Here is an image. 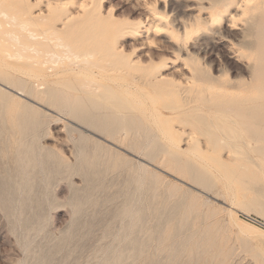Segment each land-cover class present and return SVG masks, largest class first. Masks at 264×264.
Wrapping results in <instances>:
<instances>
[{
  "label": "rangeland",
  "instance_id": "obj_1",
  "mask_svg": "<svg viewBox=\"0 0 264 264\" xmlns=\"http://www.w3.org/2000/svg\"><path fill=\"white\" fill-rule=\"evenodd\" d=\"M46 2L38 0L36 8ZM161 3L169 30L148 25L151 6L144 1L95 0L104 19L133 27L108 36L124 57L190 86L198 65L215 79L213 88L199 82L174 97L166 84L143 85L140 71H110L106 62L113 58L99 34L94 61L108 70L70 65L59 46L39 55L8 47L32 58L8 59L0 74V264H264V155L257 144L227 137L232 132L219 114L217 86L225 75L250 80L257 51L242 45L254 36L242 23L233 31L202 26L186 36L184 26L209 18L210 1ZM27 63L52 71L35 75ZM84 85L92 86L88 94L73 92ZM67 95L95 102L87 109L70 103L71 109ZM244 96L253 98L255 91ZM155 113L177 132L181 149L197 140L224 166L192 153L181 155L179 164L189 159L192 172L168 165L170 141ZM209 134L224 138V148L213 150ZM200 166L211 171L204 174ZM186 205L196 208L187 219ZM209 222L216 224V242L201 248ZM222 237L223 257L217 245Z\"/></svg>",
  "mask_w": 264,
  "mask_h": 264
},
{
  "label": "bare ground",
  "instance_id": "obj_2",
  "mask_svg": "<svg viewBox=\"0 0 264 264\" xmlns=\"http://www.w3.org/2000/svg\"><path fill=\"white\" fill-rule=\"evenodd\" d=\"M32 1L33 0H0V74L2 73L1 70L3 71V69L6 66H8V62H6L8 61V59L12 60L14 58L16 60H22L24 57H26L27 59L32 58V56H25L21 52L9 51L8 47L10 45L18 46L19 49L21 50H32L36 55L42 53H48V49H50L51 47L59 46L62 49H64V54L67 56L68 59H70L69 62L70 65L76 63L77 66L80 67L81 66L98 67L103 70H108L106 66L100 65L94 61L96 57V52L94 51L95 49L94 47L97 48L96 46L97 41L95 40V38L99 34L100 37H103L102 42L101 41L100 42L105 46L104 48L106 49L105 51L106 55L113 58L112 61L106 62L108 63V66H110V71H117V72L118 71L131 72L134 70L140 71L143 75V82H144L143 85L157 87L160 84H166L171 88V90H169L170 91L169 95L174 97L176 96L181 97L183 93L188 94L190 92V89H192L193 87L192 85H195L197 83L199 84V82L207 84V87L205 88H209V89L213 88L212 86L215 79L210 77L209 74L203 71L198 65H195L192 68V74L191 76L189 75L190 76L189 78L192 80V83L190 82L192 86L191 87L190 85H188L189 84L188 81H187L188 84L184 85L183 83H177L174 80H167L165 79V76L161 77L162 74L158 75L157 72L155 73L152 67L143 66L139 63L133 62L134 59L130 60L129 58L124 57L122 53L117 51V47L112 45L113 41L111 40L109 41L110 38L108 39V36H110V34L117 35L118 33H123V32L125 33L128 31L130 32L132 31L133 27L116 23L112 19H109L108 21L104 19L100 11L98 10L99 6L97 8L95 5V0H83V1L82 0H47L46 4H44L45 5L44 9L36 8V6L38 5V0H35V2ZM141 1H144L146 2V5L148 4L151 6L148 11L152 17V20L151 22H149L150 24L148 25H150V27L159 30H169L170 28L168 27V22L165 20L166 18H168L166 16L168 14H166L165 10L162 11L161 9L162 0H141ZM208 1H210L209 9L211 10V13L208 14L209 18L205 21L204 19L197 17L194 23L190 27L184 26L185 33L184 32L183 33L186 36H188L193 32L196 34V31L201 29L202 26H206V28H218V30L220 31H223V29L224 30L228 29L233 31V29L237 28V26L242 23L247 26L248 33L254 36V39L244 41L245 43H243L242 45L243 48H248L253 51L255 50L257 51V56L254 58V63L251 66L250 80L247 82L233 81L228 75L223 76L222 80L217 85L218 90L220 92V103L218 107L220 112L219 114H221L220 116L222 117L223 126L227 129H230V131L232 132V133H228L227 137L232 138L237 142L245 141L247 144H252V143L257 144L258 145L257 153L259 155H264V0H208ZM173 25L176 24L174 23ZM187 28L188 31H186ZM100 29L102 31H100ZM26 67H28V69H30L35 75L41 74L43 76H47L48 75L47 72H49V70L52 71V68L50 67L43 68L40 66L39 68L37 67V65L28 64V63L26 64ZM66 72H74V70L68 69L66 70ZM77 74H83V72H79ZM89 83L93 84V82L90 81ZM10 85H12V83ZM97 86H98L96 87L97 89L102 88L103 90H106L108 92L110 90V87L107 85L105 86L97 85ZM91 87H92L91 85H84L83 88L81 87L80 89H76V91L73 92L83 91L82 94L83 93L88 94L89 90H91ZM3 90L1 92H3ZM248 90L255 91V97L247 98L246 96H244L245 92ZM124 92L128 96L130 95L133 96V93H131L129 87H124ZM65 98L66 99H64V103L66 105H69L71 109H73L72 108L73 106H71L70 103H72L73 105L75 104L76 106H80V104L85 103L83 104V106L86 107L88 105L87 104L88 102L90 104L95 102L92 100H86L85 98H82L80 96L74 97L73 100L72 98L69 97V95L65 96ZM85 109H87V107ZM71 114L73 115V112H71ZM154 115L157 118H162L163 120L162 123L165 126V133L170 141L169 146L171 150H168L169 152L167 153L168 165H173V166L178 165L180 171H182L183 173H186V171L190 173L192 171L190 170V168L188 169V166L186 165L189 159L186 158V161L188 160L187 163L185 164L186 167L179 164H181L182 162L181 159L183 156L181 155H185V154L190 155V153H192L193 155L201 158H205L204 156H206L209 162L215 164V166H217L218 168L224 166L220 161V157L212 158L211 155L207 154L206 152H203L202 149L199 147L197 140H193L192 146H190L188 149H181L182 139L177 135V132L174 131L173 127L167 125L168 120L164 119L158 113H155ZM131 120L133 121L132 118ZM14 128L16 129V127ZM223 139H220L219 137H215L214 135L209 134L207 143L211 147H213V150L214 148H224L226 141H224L225 139L224 140ZM227 145H229V143ZM229 146H234V145H229ZM234 148H236V146H234ZM199 169H201L202 173L204 174H209V172L211 171L206 166H200ZM164 171L170 173L171 169L168 168L167 170ZM194 205H188V206L186 205L187 207L185 209V214H183L184 217L186 216V214H192L193 212L196 211ZM185 218L187 219V217ZM209 223L211 224L212 222ZM205 225H207V223ZM215 227L216 224L213 222L211 225L208 224L204 228L203 232L200 231L201 248H205V247L207 248L208 246L211 247L212 245H214L213 239L216 238L217 236V235L215 236V232H214ZM170 236L171 235L169 234V237ZM169 237L168 239H170ZM214 240L216 242V239ZM218 241H217V245L219 247L218 256L223 257L225 240L222 237L218 239ZM197 243L198 242H196V244Z\"/></svg>",
  "mask_w": 264,
  "mask_h": 264
}]
</instances>
